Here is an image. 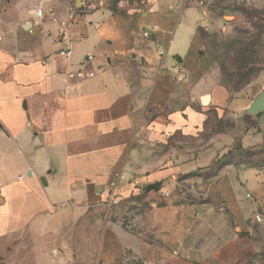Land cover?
<instances>
[{
    "label": "crops",
    "instance_id": "obj_1",
    "mask_svg": "<svg viewBox=\"0 0 264 264\" xmlns=\"http://www.w3.org/2000/svg\"><path fill=\"white\" fill-rule=\"evenodd\" d=\"M59 1L0 0V247L44 225L59 236L63 217L69 226L85 222L88 210L107 206L122 174L118 202L143 201L147 212L132 227L106 217L95 253L85 236L76 252L60 261L52 251L43 264H264L255 237L264 224L256 220L264 219V166L215 169L233 139L245 150L262 145L264 123L244 127L241 138L237 126L211 131V116L235 110L237 101L219 88L205 104L200 91L188 96L167 74L191 61L192 44L183 58L180 50L169 56L180 24L170 36L155 29L152 42L140 44L125 37L135 28L118 23L104 2L81 0L75 16ZM153 3L147 11H158ZM39 6L73 21L68 61L56 56L66 47L54 36L57 25L34 19ZM83 69L94 75L70 77ZM185 184L206 200L186 201Z\"/></svg>",
    "mask_w": 264,
    "mask_h": 264
},
{
    "label": "rangeland",
    "instance_id": "obj_2",
    "mask_svg": "<svg viewBox=\"0 0 264 264\" xmlns=\"http://www.w3.org/2000/svg\"><path fill=\"white\" fill-rule=\"evenodd\" d=\"M68 1L60 0L54 5L63 13L70 11L75 16L82 15L84 6L77 7L76 0ZM100 2H104L114 12L118 23L135 28V33L125 34V37H137L140 44L152 42L151 37L144 36L148 28H153L152 33L155 29L158 33L162 29L167 30L170 36L180 24L173 37L169 56L174 59L180 50L178 56L183 58L192 44L191 61L185 70H181L185 75L183 82L178 81L173 70L167 71V74L175 83L189 90L186 92L188 96L191 90L200 91L203 102L205 99L211 100L212 92L215 90L216 94L219 88H225L231 101H237L235 110L227 108L225 112H215L211 116L209 124L214 133H230L237 126L239 129L236 133L241 138L244 127L252 129L256 126L255 130L260 129L259 122L264 123V111L259 117L249 116L246 105L254 102L264 90V0H166L161 5L158 0H97V5ZM153 2L158 5L159 12L152 10V6L147 11V5ZM132 14H136L133 19L130 18ZM142 15H146L145 20L141 19ZM243 46L248 52L237 55ZM191 78L194 81L192 83ZM137 80L136 84L139 85ZM174 91H177V98L180 90L178 88ZM262 145L245 150L241 140L233 139L224 155L228 157L222 156L215 169L226 162L264 166V148H259ZM188 186L185 184L186 201L206 200L196 191L191 194ZM148 207L149 204L143 201L131 199L126 203L121 201L111 208L90 209L83 217L86 218L85 222L81 221L76 226H69L68 217H63L66 225L61 226L60 235L57 234L59 236H54L53 229L51 231L53 225L32 228L29 232L31 235L17 237L10 244L0 247V264H43L47 260L51 263V259L44 255L52 251L54 258L61 261L71 251L78 250L77 246L85 236L93 238L90 246L92 253H95L101 228L99 221L109 217L115 221L121 220L124 226L132 227L135 216L141 212L145 214ZM255 234L264 258V224L256 228Z\"/></svg>",
    "mask_w": 264,
    "mask_h": 264
},
{
    "label": "built area",
    "instance_id": "obj_3",
    "mask_svg": "<svg viewBox=\"0 0 264 264\" xmlns=\"http://www.w3.org/2000/svg\"><path fill=\"white\" fill-rule=\"evenodd\" d=\"M34 19L37 20H41L44 18H48L52 23L57 25V29L54 33V36L56 38L59 39V42H65L66 43V47L61 49L59 52L56 53V56L58 57H62L65 60H69L72 56V48L69 46L72 40V32L74 29V23L71 20L65 21L63 19H61L56 11V9L53 6H39L37 9H35L34 12ZM30 29L29 32L33 33V24L30 23ZM153 32V28H148V30L144 33V36L146 38H150L152 37V33ZM49 34H53V33H49ZM2 40V38L0 37V41ZM167 54V51L165 48L160 49V56H165ZM51 58L45 59L42 61L43 65H48L50 63ZM173 72L174 75L177 77L178 81L183 82L185 80V75L183 74V72L181 71L180 67L178 65H176L173 68ZM94 73L87 71L86 69L80 70L76 73H70V77L71 78H77V79H85L87 77H91L93 76ZM125 177L122 174H118L116 175V180L111 182L110 184V189L109 190V199L107 201V208H111L114 205L118 204V200H119V196L114 192L118 186V180H124ZM250 197V196H249ZM257 222H262V218L261 217H257L256 218Z\"/></svg>",
    "mask_w": 264,
    "mask_h": 264
},
{
    "label": "water",
    "instance_id": "obj_4",
    "mask_svg": "<svg viewBox=\"0 0 264 264\" xmlns=\"http://www.w3.org/2000/svg\"><path fill=\"white\" fill-rule=\"evenodd\" d=\"M76 5H77V7H81L82 1L76 0ZM177 61H178V63H182L181 58H178ZM205 103H208V100H206ZM263 111H264V90L259 95V97L251 104V106L248 109V113L251 115H258V114L262 113ZM151 189H153V187L149 186L147 188V191H150Z\"/></svg>",
    "mask_w": 264,
    "mask_h": 264
},
{
    "label": "trees",
    "instance_id": "obj_5",
    "mask_svg": "<svg viewBox=\"0 0 264 264\" xmlns=\"http://www.w3.org/2000/svg\"><path fill=\"white\" fill-rule=\"evenodd\" d=\"M247 52H248L247 48H245V46H243V49H241L237 55H240V54L245 55ZM261 114H262V113L258 114V116H260ZM262 147L264 148V145H262V146L259 147V148L262 149ZM227 157H228V156H224V158H227ZM219 163H220V159L217 161V164H219ZM229 164H231V162H226V163H224V164H222V165H219L218 167H219V168H222V167L227 166V165H229Z\"/></svg>",
    "mask_w": 264,
    "mask_h": 264
},
{
    "label": "bare ground",
    "instance_id": "obj_6",
    "mask_svg": "<svg viewBox=\"0 0 264 264\" xmlns=\"http://www.w3.org/2000/svg\"><path fill=\"white\" fill-rule=\"evenodd\" d=\"M206 100H208V102H209V99H205L204 101L206 102Z\"/></svg>",
    "mask_w": 264,
    "mask_h": 264
}]
</instances>
